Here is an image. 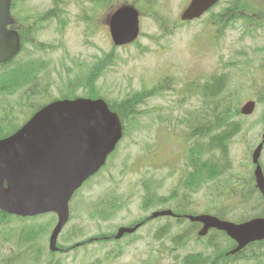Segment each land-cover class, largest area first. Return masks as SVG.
I'll use <instances>...</instances> for the list:
<instances>
[{"label": "rangeland", "instance_id": "374dc122", "mask_svg": "<svg viewBox=\"0 0 264 264\" xmlns=\"http://www.w3.org/2000/svg\"><path fill=\"white\" fill-rule=\"evenodd\" d=\"M188 1L155 0L149 9L156 10L142 14L140 37L136 44L127 48H116L105 26L109 11L121 3L114 1L99 7L90 4L89 0L65 1V8H62L68 21L65 30H61L60 20L55 19L46 23L47 27L37 37L51 47L37 52L30 44L26 46L21 59H37L46 67L41 71L38 69V82L45 88L36 101L37 105L31 106L41 104L45 93L49 100L60 99L70 82L83 79L94 64L108 56L112 63L97 64L99 68L106 69L101 76H94L91 85H96L98 95L110 103H119L141 91H151L160 84L165 87L163 92L146 99L138 107L136 125L128 124L122 145L108 161V167L77 192L71 202V221L62 232L59 245L72 247L97 235L114 234L120 226L145 219L155 210L179 208L189 212L173 202L164 208L146 209L142 205L146 193L142 182L150 180L153 189L161 196H167L181 182L190 146H185L182 139H187L190 121L198 117L204 106L203 96L196 86L201 91L206 81L223 74L228 78L227 91L241 95L240 106L249 99H255V93L260 92L258 75L263 72L260 64L264 57V26L253 30L244 20H236L223 35L216 34L217 31L210 27L208 17L188 26H179L176 19ZM245 1L264 5V0ZM15 6L21 22L23 9L42 16L53 7V0H15ZM224 6L223 3L215 12ZM169 75L172 78H164ZM174 82L179 83L174 85ZM77 94L82 96L84 93L78 91ZM19 99L21 94L12 96L6 104H14ZM23 110L29 111L28 107ZM28 117L27 112L18 115L10 130ZM226 120L239 121L242 129L231 143L233 166L221 178L251 172V154L264 133V104H259L250 117ZM184 151L182 159L180 155ZM261 164L264 168V151ZM222 181L195 193L189 199L194 204L190 210L215 212ZM101 202H107L111 207L107 210L111 219L107 221L95 217ZM221 205L232 206L230 202ZM252 205L249 203L248 207ZM116 207L118 209L114 210ZM232 210L234 212L230 215L238 218V212L235 208ZM51 218L44 217L34 224ZM21 225L16 221L0 225V231L6 236L16 234L8 239L0 236V264H5L12 254L21 251L12 244L17 241L27 248H39L31 258L41 259L40 264H176L187 255L211 252L204 240L198 241L195 235L186 245L178 242L182 247H177L173 240L178 234L189 231L190 227L168 217L148 223L136 235L120 242L92 243L72 253L54 255L48 250L49 234L40 242L30 241L31 236L19 228ZM213 241H218L223 248L228 246L221 235H216Z\"/></svg>", "mask_w": 264, "mask_h": 264}, {"label": "water", "instance_id": "95a60500", "mask_svg": "<svg viewBox=\"0 0 264 264\" xmlns=\"http://www.w3.org/2000/svg\"><path fill=\"white\" fill-rule=\"evenodd\" d=\"M219 0H192L182 14L183 21L199 18ZM11 0H0V63L11 60L20 51V37L8 30L14 24ZM114 43L119 46L134 42L140 32L139 13L130 6L117 9L109 19ZM255 102H248L244 115L254 112ZM123 136L117 114L103 100L78 99L55 102L14 137L0 141V209L23 217L48 212L59 215V225L51 238L56 251V239L69 218L68 204L73 194L106 163ZM262 146L256 150L254 162ZM258 185L264 194L261 169L256 171ZM153 214L152 218L171 215ZM210 228L226 232L238 247L233 254L250 243L264 240V219L256 218L243 224L221 221L211 216L190 218ZM133 229H121V238Z\"/></svg>", "mask_w": 264, "mask_h": 264}, {"label": "trees", "instance_id": "16d2710c", "mask_svg": "<svg viewBox=\"0 0 264 264\" xmlns=\"http://www.w3.org/2000/svg\"><path fill=\"white\" fill-rule=\"evenodd\" d=\"M93 3H101L106 1L107 3H112L114 1L119 2L120 0H90ZM155 0H131V3L135 4L140 8V12L146 14L150 11L149 5L153 4ZM121 3V2H119ZM238 5V9H248L247 3H242L235 1ZM236 4H231L236 5ZM147 8V10H145ZM63 25H66L64 22ZM23 45L27 42L28 36L25 31H21ZM36 50L44 51V45L40 41L30 42ZM25 45L23 46V49ZM15 62V61H14ZM14 62L1 66L3 74H0V94L9 95L14 94L19 91H24V98L30 105H37L39 100V95L41 91L45 88L38 82L37 75L39 73L38 69H44L45 65L43 63L34 62L27 64H14ZM37 69V72H36ZM92 71L93 76H99L101 69L99 66L94 65L90 72ZM93 76L91 75L86 79V86L81 85L80 88H90ZM77 85L81 84L74 81ZM72 90V88H71ZM227 90L226 78L219 76L214 78L212 83L206 85L203 90V96L205 98H212L210 102H206L203 109L199 114L198 120L190 121V133L188 136L191 145L188 148L186 157L187 174L184 176L182 181L179 183L176 189H174L170 194L172 197H179V195L184 191H189L191 193L199 190L207 183H213L219 179V176L226 172L231 166L232 162L230 160V143L232 137L236 132L241 129L237 124H232L226 119L231 117H236L234 113L237 111L233 107L232 99L230 94L228 99L223 97L224 92ZM92 91V90H91ZM142 95L133 96L127 98L116 104H111L110 107L113 111L118 113L121 118L126 120V125H136V113L137 107L143 102L141 99ZM214 99H217L215 107H212ZM35 107V106H33ZM245 184V183H243ZM182 185L181 189L180 186ZM142 186L146 191L143 203L146 209L160 205L166 196H160L157 190L153 189L152 182L150 180H143ZM229 183L221 189L222 192H227L230 190ZM179 189V190H178ZM178 190V191H177ZM220 192V191H219ZM217 192V195L218 193ZM168 196V197H169ZM242 202L246 205L245 194L241 197ZM261 208L255 210H247L239 216V222L250 219L255 214L264 215V210L259 213ZM216 215L221 218H228L224 212L216 211ZM8 217L0 214V225L6 224L8 222ZM193 227H197V224H193ZM28 233L31 237L36 235L35 229H29ZM191 232H186L179 234L173 240V242L178 245V242L182 245L190 240L192 237ZM231 242V246H232ZM218 251L215 254H197L189 256L186 258L183 264H206L208 261H214L218 257ZM231 260L236 262V264H264V242L253 245L250 249L243 250L241 253L230 258V255L223 253L218 257L212 264H235ZM240 262V263H238Z\"/></svg>", "mask_w": 264, "mask_h": 264}, {"label": "flooded vegetation", "instance_id": "af4514ba", "mask_svg": "<svg viewBox=\"0 0 264 264\" xmlns=\"http://www.w3.org/2000/svg\"><path fill=\"white\" fill-rule=\"evenodd\" d=\"M98 240V239H97ZM82 244H84V243H82Z\"/></svg>", "mask_w": 264, "mask_h": 264}, {"label": "bare ground", "instance_id": "6f19581e", "mask_svg": "<svg viewBox=\"0 0 264 264\" xmlns=\"http://www.w3.org/2000/svg\"><path fill=\"white\" fill-rule=\"evenodd\" d=\"M229 255V254H228Z\"/></svg>", "mask_w": 264, "mask_h": 264}]
</instances>
